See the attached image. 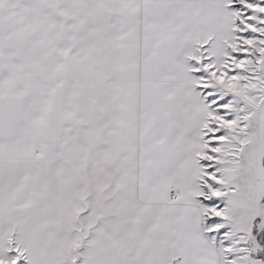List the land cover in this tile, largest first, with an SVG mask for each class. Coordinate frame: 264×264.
Returning a JSON list of instances; mask_svg holds the SVG:
<instances>
[{"label": "snow or ice", "instance_id": "1", "mask_svg": "<svg viewBox=\"0 0 264 264\" xmlns=\"http://www.w3.org/2000/svg\"><path fill=\"white\" fill-rule=\"evenodd\" d=\"M0 264H264V0H0Z\"/></svg>", "mask_w": 264, "mask_h": 264}]
</instances>
